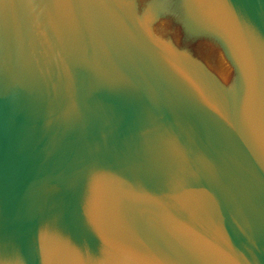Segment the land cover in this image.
<instances>
[{
    "label": "water",
    "instance_id": "water-1",
    "mask_svg": "<svg viewBox=\"0 0 264 264\" xmlns=\"http://www.w3.org/2000/svg\"><path fill=\"white\" fill-rule=\"evenodd\" d=\"M0 264H264V0H0Z\"/></svg>",
    "mask_w": 264,
    "mask_h": 264
}]
</instances>
